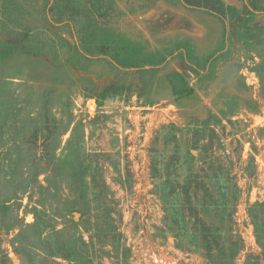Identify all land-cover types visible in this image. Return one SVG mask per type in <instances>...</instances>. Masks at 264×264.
<instances>
[{"label":"rangeland","instance_id":"obj_1","mask_svg":"<svg viewBox=\"0 0 264 264\" xmlns=\"http://www.w3.org/2000/svg\"><path fill=\"white\" fill-rule=\"evenodd\" d=\"M13 1V34L0 36L8 264H211L187 204L160 198L165 167L199 180L210 161L216 201L194 200L198 216L213 212L226 264H264V0H222L241 12L233 33L180 0H76V27L88 17L101 30L86 50L46 0ZM111 84L121 93L101 98ZM209 116L213 148L201 153L190 128ZM60 242L72 260L51 253Z\"/></svg>","mask_w":264,"mask_h":264},{"label":"trees","instance_id":"obj_2","mask_svg":"<svg viewBox=\"0 0 264 264\" xmlns=\"http://www.w3.org/2000/svg\"><path fill=\"white\" fill-rule=\"evenodd\" d=\"M186 7L194 9V10H200L207 12L220 20H222L225 25L227 31L231 30L232 33L236 31L240 25H242L243 18L241 17V12L237 11L235 8L225 4L222 0H180ZM247 5L251 9H259L255 3L254 0H246ZM47 4V11L54 17L58 16L59 18H68L69 20L75 22L73 28L74 31L77 33L78 36L81 38L82 47L86 50L87 46L86 44H91L94 42V39L96 38V35H100V29L94 28V23L89 20L88 17L85 18V21L81 23V25L77 28L76 27V15L78 14V4L76 0H46ZM16 10V5L13 0H0V36L1 34H5L7 36L12 35L13 33L10 31L9 27L12 23L16 21V18L14 19L13 13ZM238 23L237 27L233 28V25ZM69 24V23H68ZM231 27V28H230ZM3 35V36H5ZM84 41V42H83ZM22 42V41H21ZM7 45L0 39V45ZM95 50L97 53L100 51H103V49L106 47V43H96ZM34 53V51H32ZM122 91L121 89L116 88L115 85H109L105 87L101 93V98H105L108 95H119ZM213 116H209L204 120H198L197 124H194L192 128H190L191 131V137L188 140L187 144L190 145L194 149L201 150V153H208L209 151L212 152V138L211 135L214 133V130L211 128V119ZM46 123V122H45ZM44 129H36L32 133V139L35 141L36 139L40 138V133ZM48 139H45V141ZM43 141V143L45 142ZM51 143L48 145L46 142L42 145L43 150L49 151ZM42 151V152H45ZM188 155L190 158L194 159V156H191L189 153ZM204 154H201V156ZM207 157H212L213 154H205ZM203 163H206V160L203 158ZM212 161L209 162V165L206 167L201 166L198 168L195 173L200 174V177L197 178L199 180H196L195 178L189 179L186 181H178L175 182L171 180V177L168 174L167 167H165L164 171L166 174L161 178L163 186L161 191L160 189V198L162 200H167L169 196H178L180 204H187L189 207V211L187 212L188 215H191L193 217L192 225H195L198 229V232L200 233V239L203 244V248L207 254V258L209 261H211V264H226V259L224 257L225 252L222 249L219 239L215 237L212 232H210V228L212 227L209 221L211 220L212 216H209L208 214H212L213 212H209L205 215L198 216L197 210L194 207V200H197L198 204L200 205L202 211L203 209H207L206 207L213 206L216 199L214 198V193L209 189L208 186H206V180H211L214 178V170L211 167ZM175 185H172V184ZM172 185V186H171ZM166 188H169L168 191H166ZM219 192V190H218ZM217 192V193H218ZM219 203L221 205H226L227 202V194L219 192ZM186 214V215H187ZM11 228H4L0 225V264H8L9 258L7 256V252L5 249H3V242L1 240L2 234H7L5 230H8ZM55 228L49 227V231H52L51 233L59 232L54 230ZM60 238L61 235H60ZM259 241V246L263 248L264 241ZM61 248L58 250H51V253L56 256L60 257L66 260H72L70 252L65 253L63 251L64 249V243L60 242ZM233 248L232 246L230 249ZM264 249V248H263ZM235 251H232L230 254V259L234 258L233 256L236 255L235 253L238 252L237 248L234 249ZM213 252H215L218 256L214 257Z\"/></svg>","mask_w":264,"mask_h":264},{"label":"water","instance_id":"obj_3","mask_svg":"<svg viewBox=\"0 0 264 264\" xmlns=\"http://www.w3.org/2000/svg\"><path fill=\"white\" fill-rule=\"evenodd\" d=\"M93 103V100H90Z\"/></svg>","mask_w":264,"mask_h":264}]
</instances>
